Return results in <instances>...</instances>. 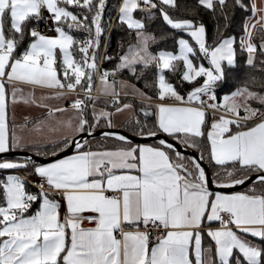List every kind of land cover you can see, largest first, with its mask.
<instances>
[{
    "label": "snow or ice",
    "instance_id": "1",
    "mask_svg": "<svg viewBox=\"0 0 264 264\" xmlns=\"http://www.w3.org/2000/svg\"><path fill=\"white\" fill-rule=\"evenodd\" d=\"M0 264H264V0H0Z\"/></svg>",
    "mask_w": 264,
    "mask_h": 264
},
{
    "label": "trees",
    "instance_id": "2",
    "mask_svg": "<svg viewBox=\"0 0 264 264\" xmlns=\"http://www.w3.org/2000/svg\"><path fill=\"white\" fill-rule=\"evenodd\" d=\"M208 26H209V31L211 32V30H212V24L209 22V25ZM121 36H122V33H120L119 31H113V34H112V49H115L116 48V42H117V40H119L121 38ZM137 107H139V106L137 105ZM140 119H141L142 122L144 121V117H143L142 114L140 115ZM147 122L149 124H151V120H148Z\"/></svg>",
    "mask_w": 264,
    "mask_h": 264
},
{
    "label": "water",
    "instance_id": "3",
    "mask_svg": "<svg viewBox=\"0 0 264 264\" xmlns=\"http://www.w3.org/2000/svg\"><path fill=\"white\" fill-rule=\"evenodd\" d=\"M126 134L129 135V136H132V133H130V132H126ZM136 140L140 141V138L136 137ZM140 142H151V141L148 140V141H140ZM237 190H241V189H237Z\"/></svg>",
    "mask_w": 264,
    "mask_h": 264
},
{
    "label": "crops",
    "instance_id": "4",
    "mask_svg": "<svg viewBox=\"0 0 264 264\" xmlns=\"http://www.w3.org/2000/svg\"><path fill=\"white\" fill-rule=\"evenodd\" d=\"M38 95H39V93H38ZM85 226H87V222L85 221ZM206 242V241H205Z\"/></svg>",
    "mask_w": 264,
    "mask_h": 264
}]
</instances>
